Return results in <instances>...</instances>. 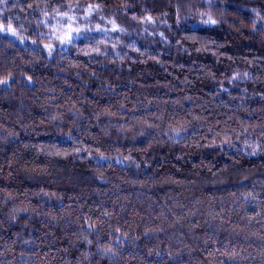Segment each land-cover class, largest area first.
Segmentation results:
<instances>
[{
  "label": "clouds",
  "instance_id": "1",
  "mask_svg": "<svg viewBox=\"0 0 264 264\" xmlns=\"http://www.w3.org/2000/svg\"><path fill=\"white\" fill-rule=\"evenodd\" d=\"M0 264H264V0H0Z\"/></svg>",
  "mask_w": 264,
  "mask_h": 264
}]
</instances>
